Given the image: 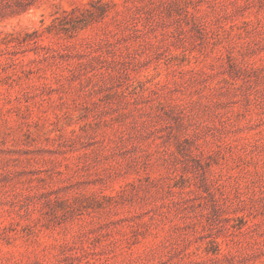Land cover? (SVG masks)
Instances as JSON below:
<instances>
[{
	"label": "rangeland",
	"instance_id": "rangeland-1",
	"mask_svg": "<svg viewBox=\"0 0 264 264\" xmlns=\"http://www.w3.org/2000/svg\"><path fill=\"white\" fill-rule=\"evenodd\" d=\"M0 264H264V0H0Z\"/></svg>",
	"mask_w": 264,
	"mask_h": 264
},
{
	"label": "trees",
	"instance_id": "trees-1",
	"mask_svg": "<svg viewBox=\"0 0 264 264\" xmlns=\"http://www.w3.org/2000/svg\"><path fill=\"white\" fill-rule=\"evenodd\" d=\"M9 34V36H10V38H9V41L11 42V43H18V42H20L21 41V39L23 38V37H19V36H17V35H14V33H8ZM26 36H29L27 33H26Z\"/></svg>",
	"mask_w": 264,
	"mask_h": 264
}]
</instances>
